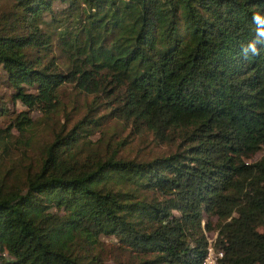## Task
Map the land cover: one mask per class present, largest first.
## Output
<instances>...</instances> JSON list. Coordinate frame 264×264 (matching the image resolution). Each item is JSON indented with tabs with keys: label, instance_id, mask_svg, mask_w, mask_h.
Returning a JSON list of instances; mask_svg holds the SVG:
<instances>
[{
	"label": "trees",
	"instance_id": "16d2710c",
	"mask_svg": "<svg viewBox=\"0 0 264 264\" xmlns=\"http://www.w3.org/2000/svg\"><path fill=\"white\" fill-rule=\"evenodd\" d=\"M11 1L0 264H201L212 231L218 264H264V50L241 54L264 0ZM66 86L91 97L72 126ZM118 127L171 151L121 156Z\"/></svg>",
	"mask_w": 264,
	"mask_h": 264
},
{
	"label": "rangeland",
	"instance_id": "374dc122",
	"mask_svg": "<svg viewBox=\"0 0 264 264\" xmlns=\"http://www.w3.org/2000/svg\"><path fill=\"white\" fill-rule=\"evenodd\" d=\"M11 0H0V14L9 10L11 8ZM4 75L0 69V104H7L12 110H24L26 108L22 107L19 103L12 104L11 101L7 98L9 94V89L5 87L3 83ZM62 101L64 105V113L70 114L71 121H66L65 118L61 120L62 123H67V125L72 126L74 122L79 120L85 115V109L88 102L91 101V97H86L78 91H76L72 86L64 87ZM31 116L33 120L37 123L38 120L41 119L40 114L37 111H32ZM6 126V121L0 120V128H4ZM112 131L114 128L111 125ZM117 130V129H116ZM18 135V134H16ZM102 133H98L95 136H92L93 144L95 145V149H105L106 144L103 146L98 144V139L101 137ZM109 137V136H108ZM108 137L106 139H108ZM27 140L16 139L12 141L11 149L13 150V157L21 158L27 155H32L30 151L27 149ZM113 144L114 148L120 149L119 154L128 158H141V159H150L156 155L167 154L171 151L170 146L157 142L153 135L145 134L140 135L136 132H130L128 129H120L116 132V135L112 136V140L110 141ZM112 147V146H110ZM111 149V148H110ZM23 151L25 153H23ZM262 153L258 154L254 160H258L261 157ZM209 238V243L212 242L215 245L217 239V231L206 232ZM104 250L105 255L108 256L110 253L115 252V248L112 245V240L109 237H104ZM216 248V247H215Z\"/></svg>",
	"mask_w": 264,
	"mask_h": 264
},
{
	"label": "clouds",
	"instance_id": "9594fccd",
	"mask_svg": "<svg viewBox=\"0 0 264 264\" xmlns=\"http://www.w3.org/2000/svg\"><path fill=\"white\" fill-rule=\"evenodd\" d=\"M251 21L255 26L254 38L241 45V54L245 60L259 56L264 50V10L252 13Z\"/></svg>",
	"mask_w": 264,
	"mask_h": 264
},
{
	"label": "built area",
	"instance_id": "2783aa9c",
	"mask_svg": "<svg viewBox=\"0 0 264 264\" xmlns=\"http://www.w3.org/2000/svg\"><path fill=\"white\" fill-rule=\"evenodd\" d=\"M223 255V251L216 249L214 243L210 242L208 246V254L201 264H218L219 259H221Z\"/></svg>",
	"mask_w": 264,
	"mask_h": 264
}]
</instances>
